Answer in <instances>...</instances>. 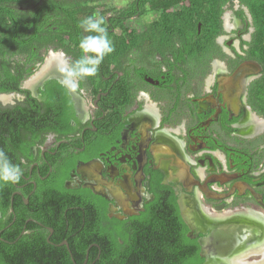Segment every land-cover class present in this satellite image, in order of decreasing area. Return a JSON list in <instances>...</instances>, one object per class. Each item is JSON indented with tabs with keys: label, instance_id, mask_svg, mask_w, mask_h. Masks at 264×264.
<instances>
[{
	"label": "flooded vegetation",
	"instance_id": "af4514ba",
	"mask_svg": "<svg viewBox=\"0 0 264 264\" xmlns=\"http://www.w3.org/2000/svg\"><path fill=\"white\" fill-rule=\"evenodd\" d=\"M248 13L227 3L215 44L186 60L183 48L160 46L117 56L96 97L78 81L65 91L70 130L40 118L48 82L63 79L59 67L47 71L50 56L72 57L39 43L7 57L25 66L18 90L0 93V150L23 175L0 185V264H97L113 238L123 245L120 235L149 233L153 221L164 260L170 240L197 264H264V65L248 57Z\"/></svg>",
	"mask_w": 264,
	"mask_h": 264
},
{
	"label": "trees",
	"instance_id": "16d2710c",
	"mask_svg": "<svg viewBox=\"0 0 264 264\" xmlns=\"http://www.w3.org/2000/svg\"><path fill=\"white\" fill-rule=\"evenodd\" d=\"M28 1L30 0H0V93L18 90L24 76L25 65L18 62L16 67H12L7 57L25 55L38 43L51 45L55 50L63 48L72 57V62L79 59L82 54L78 46L79 40L88 33H84L77 24L86 16L96 13L95 5L98 0H39L35 6H33L35 1L31 5L26 4L25 11L19 12V4ZM234 1L134 0L129 8L114 13L109 21L105 18V26L115 51L105 56L95 76L79 80L80 87L87 90L93 88L92 95L96 97L99 91L97 81L101 80L102 74H110L109 66L113 63V59L118 56L120 60H128L129 50L135 48L143 46L183 48L179 58L184 60L188 53L199 52L198 49H202V53L207 52V49L215 44L216 36L222 33L221 17L224 6ZM239 3L241 7L248 8L255 28L251 41L247 43L250 47L248 57L264 65V0H239ZM149 12L158 13V18L144 26L142 30L136 31L126 24V19L129 17ZM108 13L109 11L105 15ZM238 15L247 18L242 8ZM52 20L54 22L51 24ZM49 24L56 26V30H53ZM137 32H142L143 36L131 37L138 34ZM35 55L31 53L28 62L35 61ZM125 63L118 62V65L119 70L127 76L131 73V68H123ZM105 65L106 68L102 72L101 67ZM121 82H124V78ZM65 91L66 88L57 81L48 82L43 98L50 109L44 118H40L42 128H50L51 125L55 130L72 128L71 120L74 118V113ZM30 101L35 103L37 100L30 98ZM15 128L16 126H12L10 131ZM150 223L153 224V230L149 233L148 231L137 233L134 237L120 235L124 241L123 245L119 244L118 239L113 238L114 248L107 251L112 253L110 258L99 260L97 264H197V261L189 260L191 254L186 253V250L183 254L178 253V246H172L170 240L167 248L169 257L164 260L162 254L165 247L161 243L164 240L161 231L163 224L159 225L155 221ZM169 239H174L173 235Z\"/></svg>",
	"mask_w": 264,
	"mask_h": 264
},
{
	"label": "clouds",
	"instance_id": "9594fccd",
	"mask_svg": "<svg viewBox=\"0 0 264 264\" xmlns=\"http://www.w3.org/2000/svg\"><path fill=\"white\" fill-rule=\"evenodd\" d=\"M77 27L84 33L79 40L81 56L71 64L65 61L59 68L63 74L60 85L69 92H76L78 81L86 77L95 76L105 56L115 51V46L109 38L105 17L94 13L80 20ZM23 171L19 164L13 163L8 155L0 150V185L17 184L20 182Z\"/></svg>",
	"mask_w": 264,
	"mask_h": 264
},
{
	"label": "rangeland",
	"instance_id": "374dc122",
	"mask_svg": "<svg viewBox=\"0 0 264 264\" xmlns=\"http://www.w3.org/2000/svg\"><path fill=\"white\" fill-rule=\"evenodd\" d=\"M133 1L134 0H98L95 5L97 6L96 13H99L100 15L105 16V18L107 19L108 16L114 15V13L116 12L119 13L129 8V6L133 3ZM90 5L93 6V4H90ZM231 5L233 7H238L239 0H235L233 3H231ZM108 11L109 13L105 15V13ZM111 12L113 13L110 14ZM158 15H159L158 13H155L152 15L150 14L142 15V17L139 18L137 21H131V23H128V25H130L134 30L139 31V30H142L144 26L153 22L155 18H158ZM249 17L250 19L252 18L251 15H249Z\"/></svg>",
	"mask_w": 264,
	"mask_h": 264
},
{
	"label": "bare ground",
	"instance_id": "6f19581e",
	"mask_svg": "<svg viewBox=\"0 0 264 264\" xmlns=\"http://www.w3.org/2000/svg\"><path fill=\"white\" fill-rule=\"evenodd\" d=\"M229 18V15L227 17V19ZM229 24V23H228ZM230 25V24H229ZM51 60L49 62V66H51L47 71H50L53 67H55L56 65L58 66V64H62L65 63V58L62 56L61 53H52V55L50 56ZM48 66V67H49ZM1 99V98H0ZM256 120V119H255ZM260 127V126H259ZM262 127V126H261ZM264 250V249H263Z\"/></svg>",
	"mask_w": 264,
	"mask_h": 264
},
{
	"label": "water",
	"instance_id": "95a60500",
	"mask_svg": "<svg viewBox=\"0 0 264 264\" xmlns=\"http://www.w3.org/2000/svg\"><path fill=\"white\" fill-rule=\"evenodd\" d=\"M199 29H200V25H199ZM249 64H255V63H251V62H248ZM64 65V63H62V64H58V66L56 65L55 67H62ZM248 66H250V65H248ZM217 242H221L222 244H224L223 243V241H222V239L220 240V239H217Z\"/></svg>",
	"mask_w": 264,
	"mask_h": 264
}]
</instances>
